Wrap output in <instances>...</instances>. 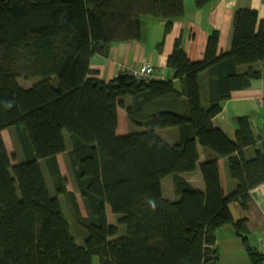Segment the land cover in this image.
<instances>
[{"label":"trees","instance_id":"trees-1","mask_svg":"<svg viewBox=\"0 0 264 264\" xmlns=\"http://www.w3.org/2000/svg\"><path fill=\"white\" fill-rule=\"evenodd\" d=\"M212 1L194 3L202 8ZM184 15V0H0V264H94L95 257L99 264H218L217 232L229 226L251 263L263 264L247 222L236 221L230 205L248 209L251 192L264 185V144L257 148L260 137L247 116L235 119L234 140L213 123L232 92L264 74L258 11L236 12L231 51L221 56L216 31L201 62H192L176 41L167 66L182 92L171 81H138L128 72L108 83L90 78L92 57L111 44L140 41L144 18H163L167 35ZM241 66L248 69L239 72ZM21 77L41 81L24 88ZM120 111L141 130L122 133ZM8 128L17 129L26 158L15 166L2 135ZM172 128L179 132L175 143L158 134ZM198 146L208 152L201 165ZM248 148L255 149L252 159ZM65 153L86 217L61 174L58 156ZM41 161L88 231L82 246L49 192ZM198 167L204 192L182 176ZM227 174L237 184L231 192ZM169 176L175 201L163 195Z\"/></svg>","mask_w":264,"mask_h":264},{"label":"crops","instance_id":"crops-1","mask_svg":"<svg viewBox=\"0 0 264 264\" xmlns=\"http://www.w3.org/2000/svg\"><path fill=\"white\" fill-rule=\"evenodd\" d=\"M184 2L185 15L183 18L174 22L173 28L169 34L166 35L164 33L165 20L160 18H144L142 38L140 41L114 43L107 47L105 55L96 54L92 57L90 62L92 74L90 78L108 83L117 78L122 71L130 73L131 71L140 69L144 63H150L156 73L162 76L163 80L173 82L175 88L182 92V82L175 78V73L167 66L168 58L172 54L177 40H181L182 48L192 62H201L205 58L209 37L215 31L219 33L217 55L221 56L231 51L234 19L238 10H257L259 20L264 26V0H213L210 4L202 8H197L194 0H184ZM161 44H163V46H161ZM254 68L258 70L262 69V65L256 64ZM247 69V66H241L238 68V71L244 72ZM201 79H204L203 87L201 86L203 103L204 105H208V73L204 72L200 75V85ZM263 103L264 74L260 80L253 81L250 88L232 92L231 98L223 104L222 113L214 118L213 123L231 140H234L236 134L235 119L240 116L249 117L254 126L256 135L260 137L257 144V148H259L264 144ZM122 116L125 115L120 111V117ZM4 131L5 130H3L2 135H4ZM120 131L125 134L127 131L129 132V127L123 124V127L120 126ZM160 133L164 134L161 135ZM158 134L165 141L170 143L177 142L179 137V132L176 128L159 130ZM6 146L8 147L7 143ZM198 152L200 156L199 165H201L207 159L208 152L201 146H198ZM254 153V148L245 150L247 159H252ZM182 176L192 186V177H197L198 188L197 186H195V188L202 192L205 191L203 189L205 188V184L199 167L195 172L183 174ZM236 185V181L230 180L227 174L228 191H233ZM168 200L173 201L172 199ZM230 209L236 221L244 219L247 222V236L249 242L250 237H252L258 248L250 244L251 247L264 254V250L261 249L260 246L261 240L264 238V185L255 188L251 192V202L248 209H242L238 203H232ZM225 228L226 227L217 232L216 247L218 254H220L219 252L221 251L222 244L227 249L232 247L226 245L224 243L225 241H222L223 233L221 232H223ZM229 228L232 231H230L231 239H229V241L235 243L236 241L233 240V237H235L241 242L240 246H238L237 243L234 245L235 252L233 259L236 260L238 257L243 256L241 252L244 245L241 238L236 236L234 229L232 227Z\"/></svg>","mask_w":264,"mask_h":264},{"label":"rangeland","instance_id":"rangeland-1","mask_svg":"<svg viewBox=\"0 0 264 264\" xmlns=\"http://www.w3.org/2000/svg\"><path fill=\"white\" fill-rule=\"evenodd\" d=\"M160 19H163V18H160ZM123 72L124 71H122V73ZM40 81H41L40 77H30L28 79L21 77L18 79L20 86H22L24 88H30L34 84H36ZM203 84H204V79H201V86L202 87H203ZM128 102L131 103V99H129ZM124 125H127L129 127V133L141 130V128H139L135 125H131V123H129L126 115L124 116ZM160 134L163 135L164 133H160ZM64 136L66 139L67 149L69 151L72 148L71 136L67 131L64 132ZM3 137L6 139L5 143H7V145H8L7 148H8V151L10 153L13 166L17 165L18 163L24 162L26 160V158H25V154L23 153V150H22L20 142H19V134L17 132V129L16 128L6 129L4 131ZM5 139H4V141H5ZM69 162H70V159L68 157V153L62 154L58 158V163H59V167L61 170V174L66 179L67 190L76 194L77 201L79 202V205L81 208V213H82V215H84V217H86L87 211L85 208V204H84V201L82 199L81 192L76 185L75 177H74V174H73V171L70 167ZM40 165H41V168L43 170V174H44V177H45V180H46V183H47V186H48V189H49L51 196H53V197L57 196V198L59 199V201L62 205L64 215L70 223V232H71L72 236L76 239V241L79 245H81V246L84 245L85 239L88 236V231L86 229H84L83 227H81L76 222V220L73 216V209L70 206V203L68 201V197L65 195H58L57 194L56 189H55V182H54L53 177L49 173V170L47 168V164L44 161H41ZM228 177H229V175H228ZM229 179L231 180L232 178L229 177ZM191 182H192L194 187L197 186V188H198V178L197 177H192ZM162 183H163V192H164L163 195L166 199H172L173 201L179 199V195H177V193L175 191L174 179L172 176H169L168 178H166ZM203 189L205 190V188H203ZM229 227H226L225 230L223 232H221V233H223L222 234V241H225L224 243L226 245L232 246V247L227 249L222 244L221 251L219 252L220 254H219L218 264H252L250 257L247 254L244 247H243V250L241 252V254L243 256L238 257L236 260L233 259V255L235 252L234 245H235V243H237V245L240 246L241 242L238 238H235V237H233V240L236 241L235 243L229 241V239H231L230 236H231V232H232ZM125 233H126V228H125V226L121 225L120 226V235H125ZM250 244L254 245L256 248H258L257 244H255V240L252 237H250ZM93 263L99 264V258L95 257Z\"/></svg>","mask_w":264,"mask_h":264},{"label":"built area","instance_id":"built-area-1","mask_svg":"<svg viewBox=\"0 0 264 264\" xmlns=\"http://www.w3.org/2000/svg\"><path fill=\"white\" fill-rule=\"evenodd\" d=\"M130 75L133 76L138 81H149V80H161L162 76H159L150 63H144L140 69L130 72ZM263 102V101H262ZM264 104V103H263ZM261 249L264 250V238L260 243Z\"/></svg>","mask_w":264,"mask_h":264},{"label":"clouds","instance_id":"clouds-1","mask_svg":"<svg viewBox=\"0 0 264 264\" xmlns=\"http://www.w3.org/2000/svg\"><path fill=\"white\" fill-rule=\"evenodd\" d=\"M151 203V202H150ZM155 205L153 204V207H154Z\"/></svg>","mask_w":264,"mask_h":264}]
</instances>
